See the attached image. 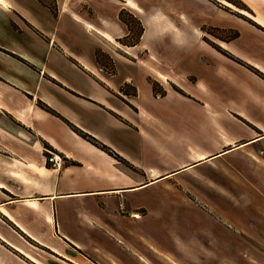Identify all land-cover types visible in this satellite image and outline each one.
Listing matches in <instances>:
<instances>
[{"label": "crops", "instance_id": "obj_1", "mask_svg": "<svg viewBox=\"0 0 264 264\" xmlns=\"http://www.w3.org/2000/svg\"><path fill=\"white\" fill-rule=\"evenodd\" d=\"M149 1L148 29L128 56L101 39L129 34L120 15L140 12L136 0L0 2V264H238L254 255L237 252L226 217H211L232 232L220 235L221 249L163 248L156 232L141 233L151 208L140 210L139 198L158 192L196 214L184 193L202 183V168L264 152V0H244L243 19L207 0H179L174 12ZM206 8L217 12L208 22ZM206 24L236 36L210 40ZM163 44L173 57L153 51Z\"/></svg>", "mask_w": 264, "mask_h": 264}, {"label": "rangeland", "instance_id": "obj_2", "mask_svg": "<svg viewBox=\"0 0 264 264\" xmlns=\"http://www.w3.org/2000/svg\"><path fill=\"white\" fill-rule=\"evenodd\" d=\"M136 1L139 3L140 12L129 7L124 10L128 12L125 16L126 22L132 27L129 34L124 32L123 38H118L116 41L101 39L102 44L108 51H118L121 55L128 56L127 46H132L138 42V45H140L145 30L148 29L147 23L152 8H150L149 0ZM207 1L220 5L219 8L227 9V12L238 18L243 19L245 17L241 16L240 10L248 12L244 0ZM156 4L155 11L171 10L174 12L175 7H178V9L181 7L179 6V0H158ZM84 7L86 8L87 5ZM203 10L201 13L206 18L204 22H208L211 17L217 14L216 10L215 13H211L212 11L207 8ZM244 11H241V13L250 17ZM129 14L136 17L139 23H134L132 19L128 18ZM142 29L143 33L141 32L139 37ZM202 30L205 37L214 41L236 36V33L229 28H215L209 24L204 25ZM137 39L139 40L138 42ZM147 45L145 42L142 47L136 48L137 53H140L141 59H145L148 55V51L145 48ZM152 49L161 56L173 57L170 54V48L165 47V44L161 47L153 45ZM96 56L106 72L112 73L114 71L113 65L105 52L97 51ZM182 67H180V70ZM244 159L246 161H241L236 156V158L231 157L227 160L222 159L216 163H211L207 168H202L206 172L199 175L200 179H202L201 184H197V181H194V186H192L190 185L192 183L188 181L190 188H193L184 194L188 196L190 209H197L202 212L201 214L199 212L193 214L188 212V209H182L175 205L170 207L168 202L164 204L163 200L159 198L158 192L156 193V199L148 193H141L139 198L141 201L140 210L146 204L148 208H151V213H148L144 221L141 222V233L152 235L156 232L158 243L163 245V248H168V250L171 248L175 250L179 246L176 240L181 241L182 246L188 250L203 246L206 249L216 250L225 246V241L220 239V235L235 231L238 233V236H236L237 252L243 251L245 247L254 249V255L245 256L240 253L242 255L237 256L238 264H264V255H261L258 251V247L264 248V152L259 153L258 157L255 156V158L246 155ZM225 161H228L231 166L227 165ZM220 171L224 172L225 175ZM203 176H205L204 180ZM196 187H198L197 190ZM145 195L147 196L145 197ZM144 199L149 200L150 203H147L148 201H144ZM182 207L184 208L185 206ZM211 217H226L230 219L233 224L230 226L232 227L231 231L223 225L221 220ZM244 231L254 239L250 241L252 246L247 242L245 243L246 239L242 237L245 234L241 235ZM258 236L261 238H257ZM254 241H256V245ZM230 242L234 244L232 238ZM203 263L208 264L207 261H203Z\"/></svg>", "mask_w": 264, "mask_h": 264}, {"label": "built area", "instance_id": "obj_3", "mask_svg": "<svg viewBox=\"0 0 264 264\" xmlns=\"http://www.w3.org/2000/svg\"><path fill=\"white\" fill-rule=\"evenodd\" d=\"M48 161L50 163H52L53 167L59 168V167H61L62 163L64 162V159L52 154L51 157L48 158Z\"/></svg>", "mask_w": 264, "mask_h": 264}, {"label": "trees", "instance_id": "obj_4", "mask_svg": "<svg viewBox=\"0 0 264 264\" xmlns=\"http://www.w3.org/2000/svg\"><path fill=\"white\" fill-rule=\"evenodd\" d=\"M217 5V4H216ZM217 6H220V5H217ZM127 15V12H125V11H123L122 13H121V15H120V19L121 20H123V21H127V19L125 18V16ZM129 16V15H128ZM130 19H132V21L134 22V23H136V22H138L137 21V19L135 18V17H133V16H131L130 15ZM127 23V22H126ZM139 23V22H138ZM128 24V26H129V23H127ZM130 27V26H129ZM132 27H130V29H131ZM141 32L143 33V29L142 30H140V34H139V37H140V35H141ZM89 139H92V138H90L89 137ZM92 140H94V139H92ZM95 142V141H94Z\"/></svg>", "mask_w": 264, "mask_h": 264}, {"label": "bare ground", "instance_id": "obj_5", "mask_svg": "<svg viewBox=\"0 0 264 264\" xmlns=\"http://www.w3.org/2000/svg\"><path fill=\"white\" fill-rule=\"evenodd\" d=\"M162 79H164V77H161Z\"/></svg>", "mask_w": 264, "mask_h": 264}, {"label": "snow or ice", "instance_id": "obj_6", "mask_svg": "<svg viewBox=\"0 0 264 264\" xmlns=\"http://www.w3.org/2000/svg\"><path fill=\"white\" fill-rule=\"evenodd\" d=\"M0 2H2V0H0Z\"/></svg>", "mask_w": 264, "mask_h": 264}]
</instances>
